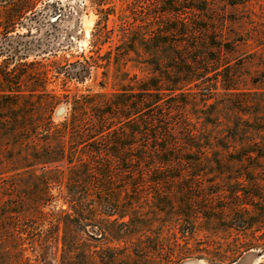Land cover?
<instances>
[{"label":"rangeland","instance_id":"obj_1","mask_svg":"<svg viewBox=\"0 0 264 264\" xmlns=\"http://www.w3.org/2000/svg\"><path fill=\"white\" fill-rule=\"evenodd\" d=\"M163 1L113 0L103 6L110 10L106 19L97 0H0V83L15 88L22 81L20 87L27 91L14 108H0V139L15 129L30 132L31 138V131L63 122L73 98L111 96L122 80L143 79L145 74L131 62L138 57L126 51L128 40L157 28ZM166 1H184L176 10L195 9L188 11L195 24L190 39L198 48L194 54L205 44L217 62L210 65L202 91L189 101L192 126L210 140L201 145L212 151L191 153L195 165L183 164L181 171L189 170L185 175L171 173L182 179L164 180L154 197L147 183L149 197L142 205L150 218L147 244L131 250H137L139 264H264V0ZM238 2L242 4L233 6ZM16 4L31 9L18 17L11 12ZM138 51L142 56L141 47ZM118 53L125 57L120 72ZM78 62L90 65L83 81L66 71ZM50 94L58 99L53 108ZM44 145L0 143V166L6 164L0 167V264H83L84 254L93 264L109 261L112 249L125 245L112 239L115 226L107 217L98 224L101 231L89 228L91 237L85 235L67 205L70 194L85 189L83 184L79 189L64 163L46 172L23 169L32 166L36 149ZM126 185L113 181L109 191L98 184L88 191L117 194ZM161 202L173 209H155ZM235 206L255 220L246 231L226 228L230 213L222 210ZM178 212H185L188 222L177 220Z\"/></svg>","mask_w":264,"mask_h":264},{"label":"trees","instance_id":"obj_2","mask_svg":"<svg viewBox=\"0 0 264 264\" xmlns=\"http://www.w3.org/2000/svg\"><path fill=\"white\" fill-rule=\"evenodd\" d=\"M112 1L97 0L102 8L100 12L106 19L110 10L103 6L111 5ZM183 3L164 0L160 5L164 10L161 11L157 28L138 35L137 39L133 36L128 40L129 50L126 51L138 57L131 62L135 63L134 69L145 74L143 79L134 76L128 81L122 80L117 93L111 96L97 94L73 98L67 102L71 111L63 122L55 125L51 121L42 132L38 129L31 131V138L27 137L30 132L15 129L5 131L0 139V143L31 141V144H45L36 149L32 166L27 164L23 169L33 168L36 171L40 168L46 172L54 165L64 163L65 171L77 182L79 189L83 184L84 192L70 194L67 205L76 214L77 223L83 227L86 236L91 237L89 228L101 231L98 224L105 221L103 218L112 219L110 223L115 228L110 230V235L125 246L112 249L109 261L102 258L101 264H139L140 258L135 254L137 250L133 252L131 249L147 244L146 220L150 218L143 215L142 209L144 197L149 195L148 191H144L149 187L147 183L153 187L151 197H154L157 186L164 180L182 179V176H171V173L181 172L185 175L189 170L181 171L183 164L195 165L191 153L206 155L212 151L210 147L201 145L209 144L210 140L203 138V134L192 126L195 116L191 113L193 106L189 101L198 94L195 91H202V81L216 60L210 58L205 44H201L199 55L194 54L198 48L190 39L195 24L188 11L195 9L184 7L176 10ZM241 4L238 2L233 6ZM11 7L12 14L18 17L31 9V5L16 4ZM58 7L59 3L55 5V11L60 16L63 7ZM203 31H207L206 28L201 29L200 33ZM138 47L142 49V56ZM123 59L125 57L121 58L120 53L115 58L118 72ZM66 71L71 73L72 79L83 81L90 73V65L88 62H78L70 65ZM125 76L130 77L129 74ZM23 83H14L15 88L3 87L0 83V108L11 105L14 108L15 103L22 99V94L27 92L20 87ZM49 96L51 107L58 105V99L53 94ZM210 101L206 96L204 103ZM181 114L184 115L182 120L178 119ZM19 123L26 124L23 120ZM211 165L214 166V163ZM0 167H6V164ZM13 171L20 170L10 172ZM216 174L214 171L211 175ZM113 181H123L127 184V190L124 191L123 187L117 194L107 193ZM94 184L108 191L103 194L88 191ZM122 194L127 198H123ZM178 205L176 203L177 208ZM180 206L189 211L183 203ZM160 207L169 211L173 209V205L166 202L156 204L154 208L165 213ZM237 209L235 206L222 210L223 213H230L227 221L231 225H226V228L246 231L254 225L255 220L247 210L236 212L239 211ZM175 216L182 223L188 222L185 212H178ZM102 235H107L106 230ZM82 257L83 264H93L90 256L84 254Z\"/></svg>","mask_w":264,"mask_h":264}]
</instances>
